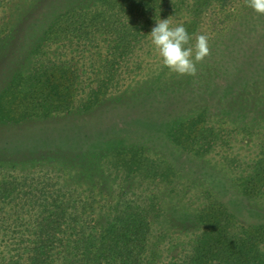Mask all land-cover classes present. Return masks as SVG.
I'll return each mask as SVG.
<instances>
[{"label": "rangeland", "instance_id": "374dc122", "mask_svg": "<svg viewBox=\"0 0 264 264\" xmlns=\"http://www.w3.org/2000/svg\"><path fill=\"white\" fill-rule=\"evenodd\" d=\"M99 1L1 0L0 95L15 73L29 71L33 48L44 44V32L71 6L86 9ZM166 1L176 10L154 19L149 34L157 21L169 18L172 26L187 29L191 45L197 35H208L211 56L197 65V75L178 76L164 67L148 34L134 55V71L96 108L76 107L16 125L0 119V170L58 172L67 187L96 192L105 214L119 192L147 188L159 196L157 226L174 241L196 228V215L208 198L221 202L245 227L264 225V199L243 195L240 186L242 177L264 169V15L246 0ZM201 113L196 126L208 128L207 139H173V129ZM18 137L26 139L16 149L6 145ZM210 140V149L194 152ZM121 150L168 164L171 181L152 186L143 179L122 187L109 165ZM178 251L174 246L171 253Z\"/></svg>", "mask_w": 264, "mask_h": 264}, {"label": "trees", "instance_id": "16d2710c", "mask_svg": "<svg viewBox=\"0 0 264 264\" xmlns=\"http://www.w3.org/2000/svg\"><path fill=\"white\" fill-rule=\"evenodd\" d=\"M172 5L100 0L86 9L71 6L44 32V44L33 48L29 71L15 73L1 92L0 119L16 125L76 107L96 108L134 71V55L147 43L150 24L171 15ZM202 115L173 129V139H207L208 128L196 126ZM22 139L5 142L16 149ZM212 144L205 141L194 152L203 154ZM109 165L122 187L143 179L152 186L166 184L173 174L168 164L151 163L136 151L117 152ZM240 186L243 195L264 199V169L242 177ZM98 197L91 189L67 187L55 171L0 170V264H264V225L245 227L216 199L208 198L198 210L196 228L174 241L157 226L156 192L142 186L121 191L106 214L95 202ZM174 246L177 254L171 253Z\"/></svg>", "mask_w": 264, "mask_h": 264}, {"label": "clouds", "instance_id": "9594fccd", "mask_svg": "<svg viewBox=\"0 0 264 264\" xmlns=\"http://www.w3.org/2000/svg\"><path fill=\"white\" fill-rule=\"evenodd\" d=\"M247 6L264 15V0H246ZM152 44L162 59L163 66L178 76H196L197 65L211 56L210 37L200 34L189 35L183 25L172 26L170 19L157 21L150 32Z\"/></svg>", "mask_w": 264, "mask_h": 264}]
</instances>
